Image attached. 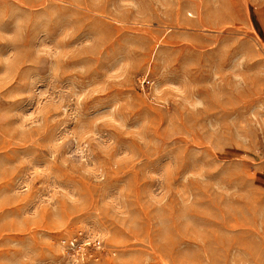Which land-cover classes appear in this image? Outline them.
<instances>
[{
	"label": "rangeland",
	"instance_id": "1",
	"mask_svg": "<svg viewBox=\"0 0 264 264\" xmlns=\"http://www.w3.org/2000/svg\"><path fill=\"white\" fill-rule=\"evenodd\" d=\"M0 264H264V0H0Z\"/></svg>",
	"mask_w": 264,
	"mask_h": 264
},
{
	"label": "built area",
	"instance_id": "2",
	"mask_svg": "<svg viewBox=\"0 0 264 264\" xmlns=\"http://www.w3.org/2000/svg\"><path fill=\"white\" fill-rule=\"evenodd\" d=\"M103 247V242L100 239L95 238L90 232L85 230H80L69 238L66 245L67 252L77 259L93 256L96 250Z\"/></svg>",
	"mask_w": 264,
	"mask_h": 264
}]
</instances>
